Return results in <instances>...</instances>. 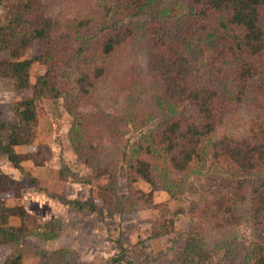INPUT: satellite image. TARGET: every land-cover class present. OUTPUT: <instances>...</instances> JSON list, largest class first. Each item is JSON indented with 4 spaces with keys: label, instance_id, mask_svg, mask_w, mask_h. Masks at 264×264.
Instances as JSON below:
<instances>
[{
    "label": "rangeland",
    "instance_id": "1",
    "mask_svg": "<svg viewBox=\"0 0 264 264\" xmlns=\"http://www.w3.org/2000/svg\"><path fill=\"white\" fill-rule=\"evenodd\" d=\"M39 1L43 12L56 22L54 35L64 47L62 63L65 68L60 77L69 87L77 79L76 74L79 77V65L95 67L101 63L98 62V30L103 22L102 3L99 0ZM160 1L161 9L175 5L181 10L180 15H186L190 10L185 0ZM9 5V0L0 5V22L8 17ZM124 5L122 0L107 3L113 9L124 8ZM151 17L152 14L146 13L121 19L136 30L135 40L109 59L105 76L95 82L87 98L76 93L68 99L43 101L34 143L20 151V168L0 153V168L23 186L17 202L40 223L58 219L63 224L62 233L52 241L23 237L21 245L24 248L19 250L23 257L21 264H176V257L187 243L188 233L197 223L207 186L214 179L229 185L240 181H264V170L243 172L229 159L213 157L210 142L202 148L208 150L204 162H196L185 172L165 169L163 162H158L154 201L149 203L137 198L139 191L148 193L151 189L143 181H132L125 153L131 152L134 144L143 137L157 134L170 118L168 105L163 101L162 84L148 65L147 37ZM86 21L90 24L79 26ZM190 23L191 27L193 21ZM212 23L207 24L208 28H214ZM262 26L264 28V14ZM226 35L222 32L215 40H209L208 36L200 34L194 41L197 57L206 58L210 54L215 57L213 68L196 62L200 70L198 80L221 85L219 92L223 98L228 95L236 66L248 62L253 69V76L246 83L248 93L244 101L237 107H230L226 122L216 137L232 134L244 138L254 117L261 121L262 129L256 130L261 135L264 132V54L257 59H248L239 50L226 45ZM83 45H86V51L73 59ZM42 52L41 44L36 43L34 48L26 51L0 52V61L32 58ZM45 72V66L35 63L31 77L35 80ZM31 93L30 90H18L10 79L0 78V122L18 124L13 107L30 98ZM178 115L195 114L191 107L183 106ZM78 135L82 137L77 138ZM72 137L80 140L73 143ZM37 151L45 162L36 168L31 158ZM65 168L69 175L66 172V178H61ZM104 170L112 175L108 181L101 175ZM71 174L81 181H91V184L78 183ZM100 184L104 186L101 191L104 197L100 196L97 201L96 212L81 213L67 204L69 200L91 198L92 190ZM3 199L7 204L15 201L11 196H3ZM239 213L237 227L214 235L208 243L217 264H250L246 257L254 240L264 247V231L251 224L248 208H241ZM171 221L175 223L174 231L161 237L153 236V227ZM11 244L6 241L0 248V264L14 253ZM120 245L124 248L122 254ZM118 256L123 260L113 262Z\"/></svg>",
    "mask_w": 264,
    "mask_h": 264
},
{
    "label": "trees",
    "instance_id": "2",
    "mask_svg": "<svg viewBox=\"0 0 264 264\" xmlns=\"http://www.w3.org/2000/svg\"><path fill=\"white\" fill-rule=\"evenodd\" d=\"M123 1L124 8L113 9L107 6L109 0H99L103 6V22L98 30V62L101 63L95 67L79 65V77L76 74L77 79L68 87L60 77L65 68L62 63L64 47L54 35L56 22L43 12L39 0H9V15L5 21L0 22V52L26 51L34 48L36 43L41 44L43 52L32 58L0 61V78L12 80L18 90L32 92L30 98L17 102L13 107L18 124L0 122V153L20 168V151L34 143L43 101L63 97L68 99L76 93L87 98L95 82L105 76L109 59L120 48L135 40L136 30L121 19L150 13L148 65L162 84L163 101L168 105L170 118L161 125L157 134L155 132L143 137L134 144L131 152L125 153L124 159L129 164L132 181H143L151 189L148 193L139 191L137 198L149 203L154 201L158 162L162 161L165 169L168 167L177 173L185 172L196 162H204L208 150L203 151L202 148L210 142L213 157L229 159L243 172L264 170V132L261 135L256 132L262 129L259 117L253 118L244 138L232 134L216 137L226 122L230 107H237L244 101L248 93L246 83L253 76L252 67L248 62H243L234 68L230 90L223 98L219 92L221 85L198 80L200 70L196 62L213 68L214 54L206 58L202 55L197 57L194 47L195 38L200 34L215 40L219 33L225 32L227 35L224 39L230 49L233 47L239 50L248 59L262 57L264 0H185L190 5L186 15H180L181 10L176 9L175 5L161 9L160 0ZM4 2L0 0V5ZM190 20L193 21L191 27ZM210 21L214 28H208ZM89 24L86 21L79 26ZM85 51L86 45L80 46L77 51L79 54L73 59L79 58ZM35 63L45 66L46 72L33 80L31 69ZM183 106L191 107L195 115H178ZM77 138L72 137V142L77 143L80 140ZM31 162L36 168L43 166L45 161L41 160L40 151L32 155ZM66 172L69 175V170L65 168L60 177L66 178ZM101 172L107 181L112 178L108 170ZM71 176L78 183L91 184V181H81L74 174ZM22 189L20 181L0 168V248L4 242L9 241L14 250L12 255L5 257L7 260L4 264H21L23 257L19 250L23 251L24 248L21 245L23 237L52 241L63 230L60 220L40 223L23 204L18 203ZM101 191H104V186L100 184L92 190L94 195L91 198L69 200L67 204L81 213H94L98 209L100 196L104 197ZM3 196H11L15 201L7 204ZM245 206L251 224L264 231V181H240L229 185L214 179L207 186L206 197L197 214L199 221L188 233L187 243L176 257V264H217L210 254L208 243L214 235L237 227L240 209ZM174 228L173 221L162 223L153 227V236L161 237L174 231ZM119 249L122 254L123 246L120 245ZM263 251V245L254 240L246 260L250 264H264ZM120 256L114 258L113 262H121L123 258Z\"/></svg>",
    "mask_w": 264,
    "mask_h": 264
}]
</instances>
